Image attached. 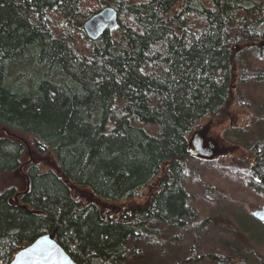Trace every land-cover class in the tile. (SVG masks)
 Returning <instances> with one entry per match:
<instances>
[{"label": "trees", "instance_id": "16d2710c", "mask_svg": "<svg viewBox=\"0 0 264 264\" xmlns=\"http://www.w3.org/2000/svg\"><path fill=\"white\" fill-rule=\"evenodd\" d=\"M106 7L119 28L92 40L85 23ZM241 55L264 83V0H0V181L21 167L26 180L0 188V264L54 232L79 264H119L153 223L203 231L189 151L237 100ZM27 148L43 157L24 163ZM249 151L264 200V143ZM78 187L150 199L106 217Z\"/></svg>", "mask_w": 264, "mask_h": 264}, {"label": "rangeland", "instance_id": "374dc122", "mask_svg": "<svg viewBox=\"0 0 264 264\" xmlns=\"http://www.w3.org/2000/svg\"><path fill=\"white\" fill-rule=\"evenodd\" d=\"M237 61L234 83L237 100L220 121L205 120L196 130L202 134L203 148L212 152L191 159L200 172L199 181L192 183L191 188L197 205L205 209L208 219L205 229L191 231L187 225L153 223L149 231L128 239L124 260L119 264H264V223L251 216L252 211L264 205V200L248 184L253 175L249 148L256 141L264 143V83H248L249 61L242 55ZM5 134L6 130L0 128V135ZM20 137L33 142L29 135ZM28 148L24 163L43 157L34 151L35 154H30ZM40 164L45 166V160ZM23 172L21 167L4 176L0 188L7 183L19 184L23 189L26 184ZM74 194L83 202L97 203L106 217L126 215L150 199L149 188L120 202L97 199L85 187L74 189ZM254 222L263 225L256 228Z\"/></svg>", "mask_w": 264, "mask_h": 264}, {"label": "water", "instance_id": "95a60500", "mask_svg": "<svg viewBox=\"0 0 264 264\" xmlns=\"http://www.w3.org/2000/svg\"><path fill=\"white\" fill-rule=\"evenodd\" d=\"M85 31L92 40L99 39L107 31H116L119 28V14L113 7H106L93 15L85 23ZM202 139L196 138L190 148L192 157L212 155L202 146ZM211 149V148H210ZM17 198V197H16ZM251 216L264 223V205L251 212ZM12 264H79L57 242L56 234L51 233L36 239L28 247L19 251Z\"/></svg>", "mask_w": 264, "mask_h": 264}, {"label": "flooded vegetation", "instance_id": "af4514ba", "mask_svg": "<svg viewBox=\"0 0 264 264\" xmlns=\"http://www.w3.org/2000/svg\"><path fill=\"white\" fill-rule=\"evenodd\" d=\"M202 134H200L199 132H197V131H195V133L193 134V136H194V138L196 139V138H201L202 139V136H201ZM202 141L204 142V140L202 139Z\"/></svg>", "mask_w": 264, "mask_h": 264}]
</instances>
